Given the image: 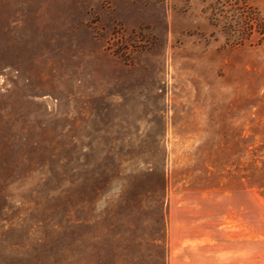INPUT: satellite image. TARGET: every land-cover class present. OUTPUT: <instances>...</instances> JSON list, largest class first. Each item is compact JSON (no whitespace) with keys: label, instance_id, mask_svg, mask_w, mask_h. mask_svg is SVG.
Here are the masks:
<instances>
[{"label":"rangeland","instance_id":"374dc122","mask_svg":"<svg viewBox=\"0 0 264 264\" xmlns=\"http://www.w3.org/2000/svg\"><path fill=\"white\" fill-rule=\"evenodd\" d=\"M202 178L264 185V0H0V264H169Z\"/></svg>","mask_w":264,"mask_h":264},{"label":"crops","instance_id":"0c3cea01","mask_svg":"<svg viewBox=\"0 0 264 264\" xmlns=\"http://www.w3.org/2000/svg\"><path fill=\"white\" fill-rule=\"evenodd\" d=\"M168 195L169 264H264V185L191 179Z\"/></svg>","mask_w":264,"mask_h":264}]
</instances>
